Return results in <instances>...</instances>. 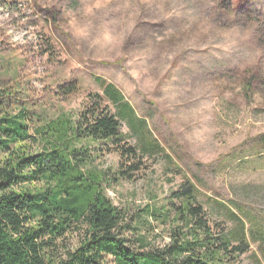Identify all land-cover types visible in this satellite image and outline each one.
<instances>
[{"label":"rangeland","instance_id":"rangeland-1","mask_svg":"<svg viewBox=\"0 0 264 264\" xmlns=\"http://www.w3.org/2000/svg\"><path fill=\"white\" fill-rule=\"evenodd\" d=\"M0 94L30 134L100 95L126 143L148 149L107 189L113 203L136 214L187 178L208 219L248 243L242 263L264 264V0H0ZM100 154L95 167L123 166Z\"/></svg>","mask_w":264,"mask_h":264},{"label":"trees","instance_id":"trees-1","mask_svg":"<svg viewBox=\"0 0 264 264\" xmlns=\"http://www.w3.org/2000/svg\"><path fill=\"white\" fill-rule=\"evenodd\" d=\"M97 81L105 99L127 107L111 84ZM103 101L96 94L75 118L59 116L34 134L23 110L0 109V264H243L248 243L231 241L208 219L187 178L136 214L113 203L107 189L131 181L148 149L126 143ZM26 142L40 148L27 150ZM109 152L123 162L112 173L93 164Z\"/></svg>","mask_w":264,"mask_h":264}]
</instances>
